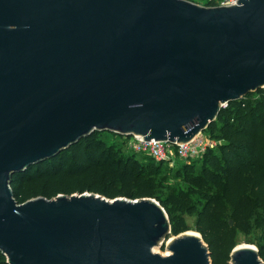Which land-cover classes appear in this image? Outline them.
I'll return each instance as SVG.
<instances>
[{"label": "water", "instance_id": "obj_1", "mask_svg": "<svg viewBox=\"0 0 264 264\" xmlns=\"http://www.w3.org/2000/svg\"><path fill=\"white\" fill-rule=\"evenodd\" d=\"M264 88V0H0V251L9 264H212L198 231L169 240L153 197L23 203L11 181L95 131L185 143ZM231 224L233 222L231 221ZM230 264H264L236 245Z\"/></svg>", "mask_w": 264, "mask_h": 264}, {"label": "trees", "instance_id": "obj_2", "mask_svg": "<svg viewBox=\"0 0 264 264\" xmlns=\"http://www.w3.org/2000/svg\"><path fill=\"white\" fill-rule=\"evenodd\" d=\"M206 131L221 144L191 163H179L176 175L187 187L168 186L166 196L153 175L161 171L163 161L146 155L140 162L124 155L103 138L109 131H95L57 156L15 174L14 197L19 203L61 193L153 197L168 212L172 234L190 230L186 215L195 216V229L208 244L212 264H230L237 234H250L258 211L264 210V88L222 107ZM258 247L264 261V228ZM0 264H9L1 251Z\"/></svg>", "mask_w": 264, "mask_h": 264}, {"label": "rangeland", "instance_id": "obj_3", "mask_svg": "<svg viewBox=\"0 0 264 264\" xmlns=\"http://www.w3.org/2000/svg\"><path fill=\"white\" fill-rule=\"evenodd\" d=\"M193 2H196L201 5H208L209 2H213V0H191ZM214 4L218 2V0H214ZM211 4V5H214ZM204 132H207L206 129ZM103 138L106 139L109 143H112L115 145V147L119 148L121 152L124 155H130L132 157L137 158L140 162H144L147 159V156L142 154V153H137L133 149H131L128 146V138L123 135H118L115 133L111 132H105L102 134ZM179 163H183L180 161ZM179 163L171 165L169 162L163 161V168L161 169L160 172L158 173H153L155 178L159 181L160 183V193L163 196L167 195L168 191V186H182V187H187L185 183H183V180L181 177H178L176 175V167H178ZM201 164V161L198 162ZM186 219L190 225V231H197L195 229V216L192 215H186ZM264 228V210H259L256 219L254 220V227L253 230L250 234L246 235L242 232H239L236 237V242L237 245L239 244H245V243H251L255 246H259V243L261 241V236ZM174 234H170L168 239H165L164 241L161 242V244L157 245L154 247L155 252H159L161 254H166L167 252H171L168 248L169 245V240L173 238ZM259 248V247H258Z\"/></svg>", "mask_w": 264, "mask_h": 264}, {"label": "built area", "instance_id": "obj_4", "mask_svg": "<svg viewBox=\"0 0 264 264\" xmlns=\"http://www.w3.org/2000/svg\"><path fill=\"white\" fill-rule=\"evenodd\" d=\"M237 2L238 0H218L214 5H231ZM126 138H128V146L135 152L152 156L157 161L169 162L171 165L180 161L191 163L202 158L208 149L216 148L222 142L204 131L185 143L170 140H146L139 135H129Z\"/></svg>", "mask_w": 264, "mask_h": 264}, {"label": "bare ground", "instance_id": "obj_5", "mask_svg": "<svg viewBox=\"0 0 264 264\" xmlns=\"http://www.w3.org/2000/svg\"><path fill=\"white\" fill-rule=\"evenodd\" d=\"M191 231L193 232V230H191ZM194 232H195V231H194ZM239 245H243V244H239ZM166 254H169V252H167ZM166 254H165V255H166Z\"/></svg>", "mask_w": 264, "mask_h": 264}]
</instances>
